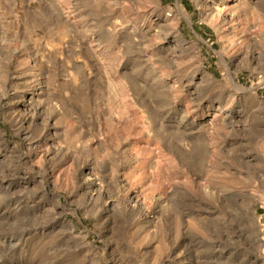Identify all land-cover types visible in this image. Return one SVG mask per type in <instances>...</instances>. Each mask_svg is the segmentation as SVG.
<instances>
[{
	"label": "rangeland",
	"instance_id": "374dc122",
	"mask_svg": "<svg viewBox=\"0 0 264 264\" xmlns=\"http://www.w3.org/2000/svg\"><path fill=\"white\" fill-rule=\"evenodd\" d=\"M0 264H264V0H0Z\"/></svg>",
	"mask_w": 264,
	"mask_h": 264
},
{
	"label": "bare ground",
	"instance_id": "6f19581e",
	"mask_svg": "<svg viewBox=\"0 0 264 264\" xmlns=\"http://www.w3.org/2000/svg\"><path fill=\"white\" fill-rule=\"evenodd\" d=\"M223 58V57H222Z\"/></svg>",
	"mask_w": 264,
	"mask_h": 264
}]
</instances>
